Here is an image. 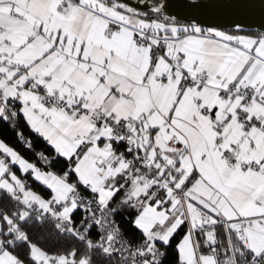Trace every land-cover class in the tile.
Masks as SVG:
<instances>
[{
  "label": "snow or ice",
  "instance_id": "1",
  "mask_svg": "<svg viewBox=\"0 0 264 264\" xmlns=\"http://www.w3.org/2000/svg\"><path fill=\"white\" fill-rule=\"evenodd\" d=\"M21 121L0 264H264V0H0Z\"/></svg>",
  "mask_w": 264,
  "mask_h": 264
},
{
  "label": "trees",
  "instance_id": "2",
  "mask_svg": "<svg viewBox=\"0 0 264 264\" xmlns=\"http://www.w3.org/2000/svg\"><path fill=\"white\" fill-rule=\"evenodd\" d=\"M25 137H29L32 140L34 148L32 151H29L23 144L19 143L17 140L16 131H14L11 127L0 124V138L4 139L7 143L14 146L18 151L21 152L26 158L30 160H34L37 164H40L38 157L35 155L36 152L45 148V144L42 139L36 137L34 133H32L29 128L21 121V128ZM37 190H41L42 186L38 185V182L33 185Z\"/></svg>",
  "mask_w": 264,
  "mask_h": 264
},
{
  "label": "water",
  "instance_id": "3",
  "mask_svg": "<svg viewBox=\"0 0 264 264\" xmlns=\"http://www.w3.org/2000/svg\"><path fill=\"white\" fill-rule=\"evenodd\" d=\"M129 2H130V3H135V1H133V0H129Z\"/></svg>",
  "mask_w": 264,
  "mask_h": 264
},
{
  "label": "bare ground",
  "instance_id": "4",
  "mask_svg": "<svg viewBox=\"0 0 264 264\" xmlns=\"http://www.w3.org/2000/svg\"><path fill=\"white\" fill-rule=\"evenodd\" d=\"M133 1H135V0H133Z\"/></svg>",
  "mask_w": 264,
  "mask_h": 264
},
{
  "label": "built area",
  "instance_id": "5",
  "mask_svg": "<svg viewBox=\"0 0 264 264\" xmlns=\"http://www.w3.org/2000/svg\"><path fill=\"white\" fill-rule=\"evenodd\" d=\"M24 146V145H23ZM25 147V146H24Z\"/></svg>",
  "mask_w": 264,
  "mask_h": 264
}]
</instances>
